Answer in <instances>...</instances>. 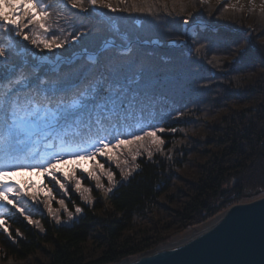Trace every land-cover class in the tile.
Returning a JSON list of instances; mask_svg holds the SVG:
<instances>
[{
	"label": "trees",
	"instance_id": "trees-1",
	"mask_svg": "<svg viewBox=\"0 0 264 264\" xmlns=\"http://www.w3.org/2000/svg\"><path fill=\"white\" fill-rule=\"evenodd\" d=\"M55 2L53 28L56 35L68 36L69 44L53 53L41 52L14 33L8 39L7 30L0 27V46L9 58L26 64L35 59L38 64L37 58L43 56L54 60L97 53L110 41L123 48L132 43L131 51L112 46L94 59L83 55L59 69L61 75L83 71L98 76L105 64L130 58L144 70L151 99L126 122L107 131L94 130L91 139L109 132L123 138L155 126L165 128L158 133L164 145L157 150L146 139L143 147L112 149L117 158L112 162L97 156L104 164L103 172L95 169L101 187L78 170L75 178L81 187L91 189L85 193L89 203L74 182L63 180L65 190L50 177L39 186L46 192L39 202L23 198V214L11 205L0 207L4 214L0 220L5 221L0 227V264L119 263L206 223L244 199L264 195V1L247 7L228 0H109L115 12L102 5L92 7L87 0V11L65 7L66 0ZM185 19L218 29L198 26L192 42L183 46ZM77 32L82 35L72 41L70 34ZM154 40L161 46L152 45ZM132 155L137 156L135 161ZM79 161H89V170L93 169L92 160ZM108 171L114 176L112 184ZM50 198V207L58 213L63 209L59 201H64L72 213L71 217L60 213L66 222L51 216ZM79 206L83 209L77 213Z\"/></svg>",
	"mask_w": 264,
	"mask_h": 264
},
{
	"label": "snow or ice",
	"instance_id": "snow-or-ice-1",
	"mask_svg": "<svg viewBox=\"0 0 264 264\" xmlns=\"http://www.w3.org/2000/svg\"><path fill=\"white\" fill-rule=\"evenodd\" d=\"M142 2L147 3V0ZM177 2L183 3V0H173V3ZM87 4L92 7L102 5L113 12L117 10L109 0H87ZM69 6L71 9L88 10L85 0H66L65 7ZM5 7L11 12L5 13ZM56 7L55 0H0V27L41 52L53 53L70 42L68 36L56 35L53 28L56 23L54 16L58 14L54 11ZM184 23L188 24V20L185 19ZM29 26L30 30L25 31ZM59 31L62 33L63 29ZM70 35L72 41H77L82 34ZM150 99L144 70L136 68L130 58H117L115 62L105 64L98 76L90 77L83 71L61 75L58 67L48 69L46 65L36 64L35 59L27 64L11 60L5 47L0 46V207L11 205L23 214L24 197L39 202L38 194L30 191L33 185L17 183L9 176L10 172H34L38 175L42 172L46 179L51 177L61 189H65L58 174L66 180L70 177L57 165L90 159L93 169L87 170L86 176L96 180V186L101 187L100 176L96 175L95 169L103 172L104 164L98 163L97 156L112 162L117 159L111 155L112 149L132 145L143 147L141 142L146 139L160 150L164 140L158 133H164V127L149 126L147 130L141 129L138 134L133 132L123 138L119 133L109 132L107 136L97 135L95 140L91 139L94 130L96 133L107 131L108 127L126 122L137 110L143 111ZM171 131L175 132V129ZM40 144H43V150L37 147ZM151 155L152 152L148 151V156ZM136 159L137 156L132 155V160ZM116 167H120L118 162ZM78 170L85 173L76 165L71 178H75ZM106 175L112 184L113 173L108 171ZM75 189L87 200L85 193H90L91 189L82 188L79 179L75 180ZM59 203L71 217L72 213L64 201ZM50 204L51 198L48 211L58 218ZM75 211L79 213L82 209L77 207ZM3 215L0 212V216ZM26 219L32 223L30 217ZM4 224L5 221L0 220V227ZM4 231L7 232L6 227Z\"/></svg>",
	"mask_w": 264,
	"mask_h": 264
},
{
	"label": "water",
	"instance_id": "water-1",
	"mask_svg": "<svg viewBox=\"0 0 264 264\" xmlns=\"http://www.w3.org/2000/svg\"><path fill=\"white\" fill-rule=\"evenodd\" d=\"M115 264H264V197L231 206L209 228Z\"/></svg>",
	"mask_w": 264,
	"mask_h": 264
},
{
	"label": "rangeland",
	"instance_id": "rangeland-1",
	"mask_svg": "<svg viewBox=\"0 0 264 264\" xmlns=\"http://www.w3.org/2000/svg\"><path fill=\"white\" fill-rule=\"evenodd\" d=\"M228 1H230V3H232V4H238V5H243V6H250L251 4H253V5H257V4H263V1L264 0H249V1H245V0H228ZM3 11L5 12V13H10L11 12V10L10 9H8V8H4L3 9ZM203 25V26H202ZM181 26H182V32H183V34H184V38L181 40V44L183 45V46H185V45H188V44H190L191 42H192V39L194 38V35L196 34V32H197V27L198 26H200L201 28H206V27H208V26H210L211 27V29L214 31H216L218 28H217V26H212V25H209V24H207V23H204V22H197V23H195V24H185L184 23V21L181 23ZM193 26H195V28L193 27ZM193 27V29H191ZM190 31H192V32H190ZM186 32L187 33H189L190 32V34L191 35H188V36H186ZM248 41H251V37H249V39H248ZM152 45H154V46H161V42H159L158 40H154L153 42H152ZM170 45L171 46H175L176 45V42L174 41V40H171L170 41ZM117 46V45H116ZM125 51H127V49H125ZM24 52H26V51H24ZM37 61L39 62L38 64H49V65H52V66H54V67H58V63L61 61V57H59V56H56L55 57V59L54 60H51L50 58H48L47 56H43V57H39V58H37ZM73 164H76V165H79V168L80 169H83V170H85V172L87 171V170H89L90 169V163H89V161L87 162V161H77V162H68V163H64V164H58L57 165V168H59V169H61L62 170V172H64V173H68L69 174V179H65L63 176H60L59 174H58V179L61 181V183H63V180L65 181V182H74L75 183V180L77 179V178H71V176H72V169H73V167L74 166H76V165H73ZM9 176L13 179V180H15V181H17V183H20V184H26V183H31L33 186H32V188L30 189V191L31 192H38V198L41 200V196L42 195H44L46 192H44L41 188H39V186H43V185H45L46 184V182H47V179L45 178V175H44V173H40L39 175L38 174H36V173H34V172H30V173H28V172H24V173H20V172H16V173H12V172H10L9 173ZM48 178H50V177H48ZM53 189V188H52ZM47 191V190H46ZM47 193H48V191H47ZM101 196H102V194H101ZM263 197H264V195H262ZM262 196L260 197V196H258V197H252V198H250V199H244L243 201H242V203H238V204H246V203H249V202H252V201H254V200H256V199H259V198H262ZM103 197V196H102ZM82 200L85 202V203H89V200H85V199H83L82 198ZM237 205V204H236ZM4 207V206H3ZM79 208H81V209H83V206H79ZM54 210V209H53ZM225 210H223L222 212H220V213H223ZM54 212H56L57 214H58V218L56 219V218H54V219H56L57 220V222L58 223H64V222H66L67 221V219H65V217H63L60 213H66V215H68V213L67 212H65L64 211V209H62L61 210V212L60 213H58V211L57 210H54ZM70 212V211H69ZM218 215V214H217ZM52 217H53V215H51ZM55 217H57V216H55ZM212 219V218H211ZM70 221V220H69ZM68 221V222H69ZM205 224V223H204ZM204 224H200V225H198V226H193V227H190L189 229H187V230H185V231H183V232H181V233H179V234H177V235H175V236H173V237H171V239H169V240H167L166 242H164V243H162V244H160V245H158V246H162V245H164V244H168V243H170V242H172V240L173 239H175V238H184L188 233H190V232H192V231H194L195 230V228L196 227H198V228H202V225H204ZM158 246H156L155 248H157ZM155 248H153V249H155ZM152 249V250H153ZM149 251V250H148ZM29 260V259H28ZM28 260H27V262H24V263H28ZM6 264H22V262H16V261H14V260H8L7 261V263ZM29 264V263H28Z\"/></svg>",
	"mask_w": 264,
	"mask_h": 264
},
{
	"label": "bare ground",
	"instance_id": "bare-ground-1",
	"mask_svg": "<svg viewBox=\"0 0 264 264\" xmlns=\"http://www.w3.org/2000/svg\"><path fill=\"white\" fill-rule=\"evenodd\" d=\"M245 1H249V0H245ZM187 35H190V33H187ZM229 209V208H228ZM227 210V209H226ZM225 210V211H226ZM220 214L221 213H219L217 216H215V217H213L212 219H210L209 221H207L204 225H202V228L200 227V228H198V227H196L195 228V230L194 231H192V232H190V233H188L186 236H189V235H191V234H194V233H196V232H199V231H201V230H204V229H206V228H209L210 227V225L220 216ZM185 236V237H186ZM181 239V238H180ZM176 240H179V238H175V239H173L172 240V242H174V241H176ZM172 242H170V243H172ZM169 244V243H168ZM164 245H167V244H164ZM164 245H162V246H164ZM162 246H158L157 248H160V247H162ZM157 248H155V249H157ZM154 249V250H155Z\"/></svg>",
	"mask_w": 264,
	"mask_h": 264
}]
</instances>
